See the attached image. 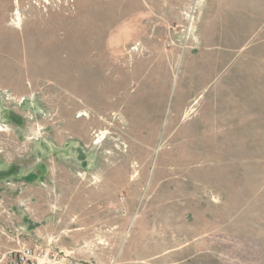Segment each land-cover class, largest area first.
<instances>
[{"label": "rangeland", "instance_id": "374dc122", "mask_svg": "<svg viewBox=\"0 0 264 264\" xmlns=\"http://www.w3.org/2000/svg\"><path fill=\"white\" fill-rule=\"evenodd\" d=\"M22 242L264 264V0H0V260Z\"/></svg>", "mask_w": 264, "mask_h": 264}, {"label": "built area", "instance_id": "2783aa9c", "mask_svg": "<svg viewBox=\"0 0 264 264\" xmlns=\"http://www.w3.org/2000/svg\"><path fill=\"white\" fill-rule=\"evenodd\" d=\"M191 6L184 12L185 18H192ZM13 258H8L0 264H82L81 261L72 255L71 251L51 247L47 244H28L22 242L15 251Z\"/></svg>", "mask_w": 264, "mask_h": 264}, {"label": "bare ground", "instance_id": "6f19581e", "mask_svg": "<svg viewBox=\"0 0 264 264\" xmlns=\"http://www.w3.org/2000/svg\"><path fill=\"white\" fill-rule=\"evenodd\" d=\"M135 174V173H134Z\"/></svg>", "mask_w": 264, "mask_h": 264}]
</instances>
